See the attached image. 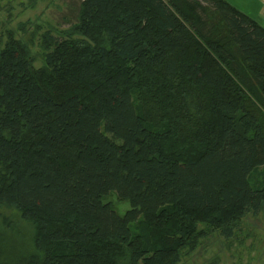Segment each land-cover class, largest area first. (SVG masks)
<instances>
[{"label": "trees", "instance_id": "obj_1", "mask_svg": "<svg viewBox=\"0 0 264 264\" xmlns=\"http://www.w3.org/2000/svg\"><path fill=\"white\" fill-rule=\"evenodd\" d=\"M64 3L38 51L0 35V205L33 229L0 264H179L232 236L264 206V25L228 0Z\"/></svg>", "mask_w": 264, "mask_h": 264}, {"label": "rangeland", "instance_id": "obj_2", "mask_svg": "<svg viewBox=\"0 0 264 264\" xmlns=\"http://www.w3.org/2000/svg\"><path fill=\"white\" fill-rule=\"evenodd\" d=\"M72 17L73 12L67 13L64 0H0V35L10 29L17 36L33 39L35 31L33 50L38 51L37 30L41 33L48 28L64 27ZM39 63L38 60L36 64ZM106 199L119 214L130 207L128 200L118 199L114 192ZM32 231V225L16 210L0 205L3 262L10 263L14 256L30 249ZM199 241L194 249H187L179 264H264V206L257 215L244 217L232 236L213 230Z\"/></svg>", "mask_w": 264, "mask_h": 264}, {"label": "crops", "instance_id": "obj_3", "mask_svg": "<svg viewBox=\"0 0 264 264\" xmlns=\"http://www.w3.org/2000/svg\"><path fill=\"white\" fill-rule=\"evenodd\" d=\"M264 25V0H228Z\"/></svg>", "mask_w": 264, "mask_h": 264}]
</instances>
